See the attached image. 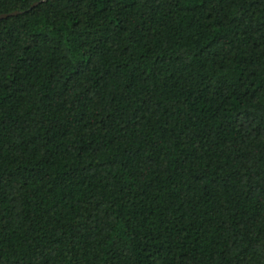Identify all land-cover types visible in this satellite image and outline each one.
Masks as SVG:
<instances>
[{"label":"trees","instance_id":"obj_1","mask_svg":"<svg viewBox=\"0 0 264 264\" xmlns=\"http://www.w3.org/2000/svg\"><path fill=\"white\" fill-rule=\"evenodd\" d=\"M0 0V264H264V0Z\"/></svg>","mask_w":264,"mask_h":264},{"label":"water","instance_id":"obj_2","mask_svg":"<svg viewBox=\"0 0 264 264\" xmlns=\"http://www.w3.org/2000/svg\"><path fill=\"white\" fill-rule=\"evenodd\" d=\"M41 1H43V0H40V1L34 2L32 6L37 5V4H38L39 2H41ZM17 13H18L17 11H14V12H10V13H3V14H0V19H1V18H5V17L10 16V15H15V14H17Z\"/></svg>","mask_w":264,"mask_h":264}]
</instances>
